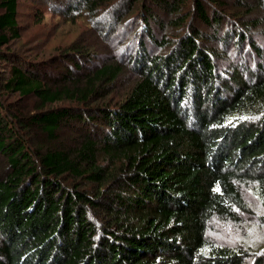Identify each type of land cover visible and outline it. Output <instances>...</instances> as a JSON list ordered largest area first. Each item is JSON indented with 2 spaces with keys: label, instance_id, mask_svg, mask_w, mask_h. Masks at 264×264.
Segmentation results:
<instances>
[{
  "label": "trees",
  "instance_id": "16d2710c",
  "mask_svg": "<svg viewBox=\"0 0 264 264\" xmlns=\"http://www.w3.org/2000/svg\"><path fill=\"white\" fill-rule=\"evenodd\" d=\"M32 1L38 14L84 17L107 42L124 22L126 37L117 61L86 73L94 59L77 44L30 62L11 48L20 0H0V264H264V247L209 237L217 218L255 214L244 188L264 200V45L250 26L224 0L186 12V0ZM152 5L176 12L173 38L156 37ZM59 64L58 79L40 76ZM124 68L135 77L125 98L100 103ZM67 128L74 145L58 141Z\"/></svg>",
  "mask_w": 264,
  "mask_h": 264
},
{
  "label": "rangeland",
  "instance_id": "374dc122",
  "mask_svg": "<svg viewBox=\"0 0 264 264\" xmlns=\"http://www.w3.org/2000/svg\"><path fill=\"white\" fill-rule=\"evenodd\" d=\"M164 2L165 0H155ZM169 1V0H167ZM184 1V0H183ZM187 4H184L181 8L183 12L189 11L190 0ZM225 6H221L218 9L224 11L225 14L229 15L231 21H239L241 24L250 26L249 34L254 35L256 41L261 42L264 45V6L257 5V0H224ZM35 1L32 0H20L18 22L20 24L21 37L16 39L11 45L13 51L21 53L30 62L40 60H53L60 55L66 49L72 48V45L84 47L83 49L87 52L88 58L94 59L88 62L87 66H84V73L98 67L103 64L110 63L109 60H116L117 49L119 48L120 39L126 37V32L123 34V26L121 24L116 28V36L110 41L103 40L90 26L89 22L84 18L80 17L73 21L69 14H53L43 9L39 14L35 7ZM152 3V2H151ZM140 3H134L131 5V13H128V18L131 21H136L140 18ZM154 6V5H152ZM156 10H160L162 18L160 26L155 28L156 37L160 40L163 36L167 38H173L178 32L177 29L170 23L173 18H177L176 12L169 11V7L154 6ZM170 12V14H169ZM69 15V16H68ZM228 21V20H227ZM253 22H257L256 25ZM227 23L224 24L219 34L224 33L229 27ZM208 35L212 34L211 30H207ZM208 49L218 48L217 42L213 39H206L202 42ZM81 58V57H79ZM84 58V57H83ZM55 59V60H57ZM54 60V61H55ZM49 61V62H51ZM58 61H61L58 59ZM117 61V60H116ZM222 67H226L228 62L224 59L219 60ZM48 62V63H49ZM113 62V61H112ZM0 61V64H3ZM66 64H68L65 61ZM52 64V63H51ZM3 66H7L3 64ZM53 66V65H52ZM51 67V66H50ZM57 70L49 68L47 73L40 74L44 79L51 77V79H58L60 77V68H64V64H59ZM79 72L73 74L78 76ZM83 73V72H82ZM135 77L124 68V73L118 80L109 88V95L100 99L99 102H109L113 105L125 98L128 90L131 89V85L134 83ZM62 85V84H61ZM106 92V93H107ZM3 93L0 92V98ZM17 97H7L6 101L10 102L15 100ZM4 99V97H3ZM36 101L35 97L31 100L26 101L25 106L30 107L29 111L33 110V102ZM68 101H64V104ZM53 106V105H52ZM79 135L72 129H63L59 132V142L62 141L65 145H74V141L77 140ZM5 162L3 157H0V178L4 175ZM244 188V186H243ZM244 194L246 200L250 203L252 208L255 210L253 215H242V224L235 221H224L222 219H216L211 225V232L209 237L213 240H218L223 244L230 247H239L243 249H261L264 247V200L259 201L257 197L247 192L244 188Z\"/></svg>",
  "mask_w": 264,
  "mask_h": 264
}]
</instances>
